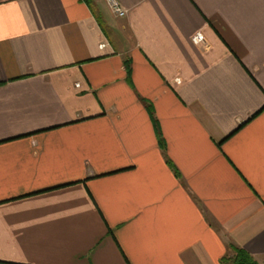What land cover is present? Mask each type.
I'll return each instance as SVG.
<instances>
[{
    "label": "crops",
    "instance_id": "crops-1",
    "mask_svg": "<svg viewBox=\"0 0 264 264\" xmlns=\"http://www.w3.org/2000/svg\"><path fill=\"white\" fill-rule=\"evenodd\" d=\"M117 1L0 0V264H264V0Z\"/></svg>",
    "mask_w": 264,
    "mask_h": 264
},
{
    "label": "built area",
    "instance_id": "built-area-1",
    "mask_svg": "<svg viewBox=\"0 0 264 264\" xmlns=\"http://www.w3.org/2000/svg\"><path fill=\"white\" fill-rule=\"evenodd\" d=\"M105 4L109 8L110 12L117 18H124L127 14V10L122 8L117 0H104ZM192 41L194 44L200 45L204 43V38L201 34H196Z\"/></svg>",
    "mask_w": 264,
    "mask_h": 264
},
{
    "label": "trees",
    "instance_id": "trees-1",
    "mask_svg": "<svg viewBox=\"0 0 264 264\" xmlns=\"http://www.w3.org/2000/svg\"><path fill=\"white\" fill-rule=\"evenodd\" d=\"M223 264H257L244 250L239 248L233 249L230 258H225Z\"/></svg>",
    "mask_w": 264,
    "mask_h": 264
},
{
    "label": "rangeland",
    "instance_id": "rangeland-1",
    "mask_svg": "<svg viewBox=\"0 0 264 264\" xmlns=\"http://www.w3.org/2000/svg\"><path fill=\"white\" fill-rule=\"evenodd\" d=\"M106 6H107V5H106ZM108 10H109V8H108ZM109 11H110V10H109ZM110 13H111V12H110ZM111 14H112V13H111ZM112 15H113V14H112ZM126 15H127V14H126ZM113 16H114V15H113ZM125 17H126V16H125ZM125 17H124V18H125ZM124 18H120V19H124Z\"/></svg>",
    "mask_w": 264,
    "mask_h": 264
}]
</instances>
